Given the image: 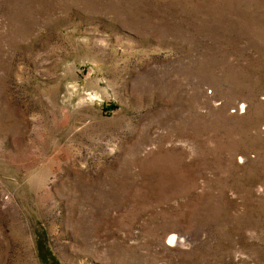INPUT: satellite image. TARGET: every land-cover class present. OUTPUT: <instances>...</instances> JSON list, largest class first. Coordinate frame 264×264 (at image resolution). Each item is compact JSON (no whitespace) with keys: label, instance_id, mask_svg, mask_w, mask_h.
I'll return each mask as SVG.
<instances>
[{"label":"rangeland","instance_id":"obj_1","mask_svg":"<svg viewBox=\"0 0 264 264\" xmlns=\"http://www.w3.org/2000/svg\"><path fill=\"white\" fill-rule=\"evenodd\" d=\"M0 264H264V0H0Z\"/></svg>","mask_w":264,"mask_h":264},{"label":"bare ground","instance_id":"obj_2","mask_svg":"<svg viewBox=\"0 0 264 264\" xmlns=\"http://www.w3.org/2000/svg\"><path fill=\"white\" fill-rule=\"evenodd\" d=\"M177 234L176 233H174V232H172V231H168L167 233H166V238H168V242H171V243H173L174 241H176V239L178 240V238H177ZM180 237V236H179Z\"/></svg>","mask_w":264,"mask_h":264}]
</instances>
